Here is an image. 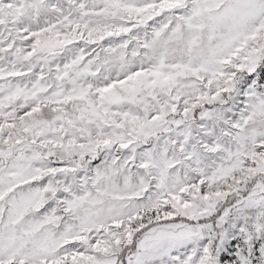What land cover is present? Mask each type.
Segmentation results:
<instances>
[{"label":"snow or ice","instance_id":"obj_1","mask_svg":"<svg viewBox=\"0 0 264 264\" xmlns=\"http://www.w3.org/2000/svg\"><path fill=\"white\" fill-rule=\"evenodd\" d=\"M0 264H264V0H0Z\"/></svg>","mask_w":264,"mask_h":264}]
</instances>
